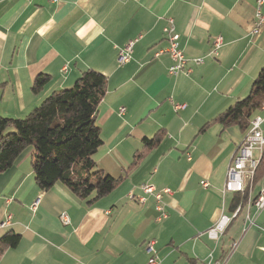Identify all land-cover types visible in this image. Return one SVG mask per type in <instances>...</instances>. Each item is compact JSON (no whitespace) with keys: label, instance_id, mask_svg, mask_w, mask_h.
<instances>
[{"label":"crops","instance_id":"1","mask_svg":"<svg viewBox=\"0 0 264 264\" xmlns=\"http://www.w3.org/2000/svg\"><path fill=\"white\" fill-rule=\"evenodd\" d=\"M254 4L0 0V115L23 118L52 91L72 87L83 71L103 74L107 91L97 113L103 143L93 159L118 178L111 192L87 205L59 183L40 190L31 149L24 152L0 173V237L8 231L20 236L0 264H146L144 247L151 240L159 264H264V208L256 212L250 203L264 175L234 215L233 193H223L227 167L248 127L215 121L248 95L264 65V24L254 32ZM168 17L187 59L177 75L168 74V53L155 56L168 45ZM216 37L222 41L212 54ZM133 38L130 60L118 64V48ZM44 75L49 81L33 93L34 79ZM254 115L262 118L264 132V108ZM158 133L161 141L139 158L144 142ZM143 183L169 189L162 195L166 218L157 220ZM222 215L231 217L228 226L209 238Z\"/></svg>","mask_w":264,"mask_h":264},{"label":"trees","instance_id":"2","mask_svg":"<svg viewBox=\"0 0 264 264\" xmlns=\"http://www.w3.org/2000/svg\"><path fill=\"white\" fill-rule=\"evenodd\" d=\"M48 81L46 75L37 76L32 84L33 93L40 92ZM106 91L107 78L87 69L72 87L52 91L23 118L0 115V173L31 149L34 182L40 190H49L59 183L87 205L111 192L118 178L103 173L93 159L103 143L97 113ZM261 108H264V65L254 78L248 95L219 113L215 121L223 126L236 124L246 130L249 115ZM161 137L158 133L145 141L139 158L145 150L157 145ZM263 175L264 149L251 185L243 192L233 193L232 212L246 204L251 188ZM19 240L20 236L13 231L2 235L0 256L5 250L15 248Z\"/></svg>","mask_w":264,"mask_h":264},{"label":"built area","instance_id":"3","mask_svg":"<svg viewBox=\"0 0 264 264\" xmlns=\"http://www.w3.org/2000/svg\"><path fill=\"white\" fill-rule=\"evenodd\" d=\"M254 32H258L259 28L264 24V0H254ZM163 32L166 35L167 47L159 49L155 52V56H158L162 52L168 53L171 64L168 67L169 75H177L181 71H184L185 58L182 49L179 46L178 34L175 31L174 19L168 17L166 24L163 27ZM138 38L128 40L122 47L118 48L116 61L118 64L123 65L127 63L131 58V53ZM221 37H216L213 40V46L211 49L212 54H216L218 47L221 44ZM197 64L202 62V58H196L194 60ZM188 73L189 70H186ZM177 108H182L184 105H176ZM124 108H120V112H123ZM249 128L237 147V150L226 170L225 181L223 185V193L227 192H243L244 188L248 183H252L254 171L260 160L261 154L264 149V132L261 129L262 118L260 116L251 114L248 117ZM254 152H257V158H254ZM201 184L206 186V182L202 181ZM144 194H149L154 198L155 209L159 212L157 220L160 221L166 218V212L164 211V204L162 202V195L169 193V189L162 191H156L155 187L151 183H143L140 186ZM139 202H144V197H138ZM39 202V198L34 202L32 208H36ZM252 207L256 212L261 211L264 208V188H261L257 196L252 201ZM239 207L233 212V215L237 212ZM61 219L64 223L68 222L66 214H62ZM231 219L230 216L222 215L219 220L207 231V235L211 239H217L228 226V221ZM253 223L252 220H249ZM9 222V219L5 220L2 225ZM264 230V225L260 228ZM155 241H149L144 247V252L147 255L146 264H159L160 259L155 254L154 250ZM236 245L233 241L232 248ZM225 260H218L211 262L210 264H223Z\"/></svg>","mask_w":264,"mask_h":264},{"label":"bare ground","instance_id":"4","mask_svg":"<svg viewBox=\"0 0 264 264\" xmlns=\"http://www.w3.org/2000/svg\"><path fill=\"white\" fill-rule=\"evenodd\" d=\"M250 185H251V183H248V184L246 185V187H247V186H250ZM246 187H245V188H246ZM245 188H244V190H245ZM261 188H264V183H263V185L261 186ZM261 188H260V189H261ZM259 191H260V190H259ZM252 201H253V200L250 201L251 205H252ZM228 222H229V221H228Z\"/></svg>","mask_w":264,"mask_h":264},{"label":"rangeland","instance_id":"5","mask_svg":"<svg viewBox=\"0 0 264 264\" xmlns=\"http://www.w3.org/2000/svg\"><path fill=\"white\" fill-rule=\"evenodd\" d=\"M256 156V154H254V157ZM223 234V233H222Z\"/></svg>","mask_w":264,"mask_h":264}]
</instances>
